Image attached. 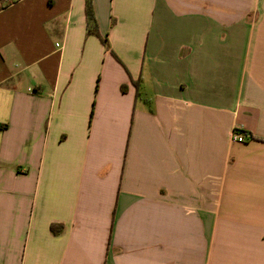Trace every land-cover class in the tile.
I'll list each match as a JSON object with an SVG mask.
<instances>
[{
	"label": "crops",
	"instance_id": "0c3cea01",
	"mask_svg": "<svg viewBox=\"0 0 264 264\" xmlns=\"http://www.w3.org/2000/svg\"><path fill=\"white\" fill-rule=\"evenodd\" d=\"M93 2L0 0V264H264V0Z\"/></svg>",
	"mask_w": 264,
	"mask_h": 264
},
{
	"label": "trees",
	"instance_id": "16d2710c",
	"mask_svg": "<svg viewBox=\"0 0 264 264\" xmlns=\"http://www.w3.org/2000/svg\"><path fill=\"white\" fill-rule=\"evenodd\" d=\"M86 16H87V32H88V34L97 35L101 39V41L105 45V47L111 51L108 38H103L100 35L99 25H98V21H97L96 15H95L93 0H86ZM136 84L138 87L140 86L139 82H137ZM122 90L126 91V87H123ZM52 230L55 234H58L61 232L62 226L57 227V226L53 225Z\"/></svg>",
	"mask_w": 264,
	"mask_h": 264
},
{
	"label": "built area",
	"instance_id": "2783aa9c",
	"mask_svg": "<svg viewBox=\"0 0 264 264\" xmlns=\"http://www.w3.org/2000/svg\"><path fill=\"white\" fill-rule=\"evenodd\" d=\"M15 0H6L8 3H12ZM233 142L235 143H244L245 142V136L238 135L236 132L233 134Z\"/></svg>",
	"mask_w": 264,
	"mask_h": 264
}]
</instances>
